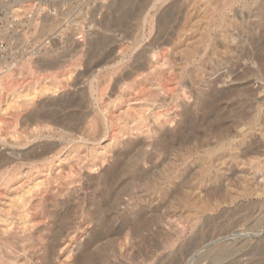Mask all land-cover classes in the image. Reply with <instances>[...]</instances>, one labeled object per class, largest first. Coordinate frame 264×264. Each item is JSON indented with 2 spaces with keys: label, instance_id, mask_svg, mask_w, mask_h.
<instances>
[{
  "label": "rangeland",
  "instance_id": "1",
  "mask_svg": "<svg viewBox=\"0 0 264 264\" xmlns=\"http://www.w3.org/2000/svg\"><path fill=\"white\" fill-rule=\"evenodd\" d=\"M0 48V264H264V0H0Z\"/></svg>",
  "mask_w": 264,
  "mask_h": 264
},
{
  "label": "bare ground",
  "instance_id": "2",
  "mask_svg": "<svg viewBox=\"0 0 264 264\" xmlns=\"http://www.w3.org/2000/svg\"><path fill=\"white\" fill-rule=\"evenodd\" d=\"M131 10V9H130ZM124 13V12H123ZM125 14V13H124ZM123 14V15H124ZM124 16H126V15H124ZM53 21V20H52ZM118 21V20H117ZM105 25V24H104ZM99 26V25H98ZM49 27V26H48ZM105 30V29H104ZM103 30V31H104ZM106 32H107V30H106ZM101 36V35H100ZM105 36V35H104ZM103 36V37H104ZM102 37V38H103ZM102 38H100L101 40H102ZM107 38V37H106ZM104 41V40H103ZM105 41H107V40H105ZM98 42V41H97ZM106 44V43H105ZM100 45H102L101 44V41H100ZM45 47V46H44ZM96 47V46H95ZM43 48V47H42ZM46 48V47H45ZM1 49V48H0ZM254 57V56H253ZM153 58V57H152ZM127 60V59H126ZM101 63H99V65H100ZM120 64V63H119ZM143 64V63H142ZM145 64V63H144ZM53 65V64H52ZM96 65V64H95ZM146 65V64H145ZM98 66V65H97ZM89 67V66H88ZM11 68V67H10ZM97 68V67H96ZM7 69V68H6ZM137 70V69H136ZM10 71V69L8 68L5 72H3V73H0V79H1V74H4V73H8ZM86 71H87V69H86ZM89 73V72H88ZM79 76V75H78ZM5 79V78H4ZM62 79V78H61ZM74 84V83H73ZM0 85H1V80H0ZM49 85V84H48ZM54 85V84H53ZM77 87V86H76ZM47 88V87H46ZM91 88V87H90ZM43 89H45V88H43ZM57 89V88H56ZM53 90V89H52ZM91 90V89H90ZM231 91V90H230ZM92 93V92H91ZM214 93V92H213ZM218 94V92L216 91L215 92V94ZM261 93V92H260ZM19 94V93H18ZM36 94V93H35ZM222 95V94H221ZM28 96V95H27ZM93 96H94V94H93ZM217 96V95H216ZM224 96V95H223ZM101 97V96H100ZM215 97V96H214ZM213 97V98H214ZM252 97V96H251ZM18 98H20V96L18 97ZM21 99V98H20ZM22 99H24V98H22ZM45 100V99H44ZM77 100V99H76ZM217 100V99H216ZM25 101V100H24ZM24 101H22V102H24ZM28 101V100H27ZM78 101V100H77ZM214 101V100H213ZM30 102V101H29ZM44 102V101H43ZM43 102H41V103H39V105L40 104H42V105H44V103ZM64 102H66V101H63V103ZM52 103V102H51ZM55 103V102H54ZM62 103V104H63ZM66 103H69V101L68 102H66ZM57 105H58V103H56ZM20 105V104H19ZM68 106L70 105L71 106V104H67ZM75 105V104H74ZM74 105H72V106H74ZM6 106V105H5ZM26 106H28V105H25V107ZM47 106H49L48 104H47ZM65 106H66V104H65ZM46 107V106H45ZM52 107V106H51ZM54 107V106H53ZM42 108V107H41ZM26 109L28 110V108L26 107ZM63 109H65V108H63ZM67 109V108H66ZM208 109V108H207ZM31 110V109H30ZM30 110H28V113H29V111ZM40 110H42V109H40ZM24 112H25V110H24ZM31 112V111H30ZM33 112V111H32ZM37 112H38V114L37 113H34V114H37V116L39 115V109L37 108ZM54 113L56 112V111H53ZM58 112H59V110H58ZM33 113H31V114H33ZM46 113V112H45ZM47 113H48V111H47ZM57 113V112H56ZM55 113V114H56ZM60 113V112H59ZM43 115H46V114H44V113H42ZM42 114H40L41 116H42ZM207 114V113H206ZM26 115V114H25ZM50 115H53L52 113L50 114ZM33 116V115H32ZM35 116V115H34ZM40 116V117H41ZM48 116V115H47ZM57 116V115H56ZM63 116V115H62ZM67 116V115H66ZM70 116V115H69ZM44 117V116H43ZM53 117V116H52ZM73 117V116H72ZM207 117V116H206ZM30 118H32L31 116H30ZM37 118V117H36ZM45 118V117H44ZM49 118H51V117H49ZM57 118V117H56ZM76 118V117H75ZM244 118V117H243ZM53 119H54V117H53ZM71 119V118H70ZM241 119V118H240ZM4 121V119H3V117L1 118V122H3ZM11 120V119H10ZM33 120V119H32ZM209 121V120H208ZM9 123V122H8ZM7 123V124H8ZM31 123H32V121H31ZM33 123H34V120H33ZM6 124V125H7ZM23 124H25V123H23ZM41 126V128L40 129H38L37 131H36V133H37V135H40L41 133H42V130H43V128H48V127H46V124H43V125H40ZM48 126V125H47ZM50 126V125H49ZM55 126L56 127H64V120H63V118L61 119V117H59V118H57L56 120H55ZM190 126V125H189ZM37 127V126H36ZM54 127V126H53ZM79 127H81V126H79ZM33 128V127H32ZM35 128V127H34ZM38 128V127H37ZM51 128V127H50ZM49 128V129H50ZM95 128V127H94ZM52 129V128H51ZM50 129V130H51ZM80 129V128H79ZM78 129V130H79ZM36 130V129H35ZM35 130H34V132H35ZM58 130V129H57ZM90 130V129H89ZM32 131V132H31ZM30 132V134H27V136L29 135V136H31V134L33 133V130H31ZM46 131V130H45ZM59 132H61V131H59ZM58 132V133H59ZM65 132V131H64ZM89 132V131H88ZM94 132H96V131H94ZM25 133V132H24ZM35 133V134H36ZM66 133V132H65ZM64 133V134H65ZM12 134V133H11ZM17 134V133H16ZM34 134V135H35ZM56 134V133H55ZM62 134V133H61ZM85 134V133H84ZM83 134V135H84ZM13 135H15V134H12V136ZM57 135H59V134H57ZM66 135H69V134H66ZM28 136V137H29ZM64 136V135H63ZM85 136V135H84ZM92 136V135H91ZM16 137V136H15ZM36 137V136H35ZM35 137H33L32 136V138H34L35 139ZM38 137V136H37ZM62 137V136H61ZM86 137V136H85ZM90 137V136H89ZM98 137V136H97ZM93 138V137H92ZM95 138V137H94ZM93 138V139H94ZM47 139V138H46ZM59 139V138H58ZM90 139V138H89ZM92 139V140H93ZM26 140V139H25ZM169 140V139H168ZM27 141V140H26ZM25 141V142H26ZM82 141V140H81ZM95 141V140H94ZM4 142H6V141H4ZM15 142V141H14ZM24 142V141H23ZM23 142L21 143V141L19 142L21 145L23 144ZM28 142V141H27ZM33 142V141H32ZM75 142V141H74ZM90 142V141H89ZM101 142V141H100ZM11 143V142H10ZM73 143V142H72ZM96 143H98V142H96ZM7 144V143H6ZM16 144V143H15ZM20 144H18V145H20ZM13 145V144H12ZM30 145H31V143H30ZM14 146V145H13ZM16 146V145H15ZM7 147V146H6ZM27 147H29V146H27ZM24 148V147H23ZM69 148V147H68ZM68 148H67V150H68ZM61 149V148H60ZM35 151V155H34V158H36L37 160L35 161V163H33L32 165V169H36V168H38L39 166H41V167H48V166H51L54 162H55V160L59 157V154L58 153H54L53 155H52V152H54L53 151V149L51 150L50 148H46V149H43V150H41L40 152H37V150H34ZM9 153H11V152H9ZM12 154H15V153H11V155ZM20 154V153H19ZM18 153L17 154H15V156L17 155V156H20ZM62 154V153H61ZM10 155V154H9ZM59 160H60V157H59ZM11 165V164H10ZM141 166V165H140ZM11 167V166H10ZM13 167V166H12ZM135 167V164L134 165H130V166H127V167H125V166H117L114 170H113V178L114 177H118V176H124V175H126V174H128L127 172H131L132 170H133V168ZM10 170V169H9ZM36 173L38 172V170L37 171H35ZM38 174V173H37ZM12 175V174H11ZM10 175V173H2V174H0V185H5V186H7V187H9V189L10 188H13L14 187V183H15V179H14V177H12ZM17 176V175H16ZM112 177H111V179H112ZM38 186V185H37ZM32 191V190H31ZM113 197H115V196H113ZM21 199V198H20ZM113 199V198H112ZM63 216V215H62ZM142 221V220H141ZM37 222V221H36ZM149 221H146V222H144L142 225H144V226H141V228L143 227H147L148 225H149ZM104 231V230H103ZM104 233V232H103ZM106 234V233H105ZM115 234V233H114ZM111 235V234H110ZM113 235V234H112ZM102 236V235H101ZM108 236H106V237H104L105 239L107 238ZM99 240V239H98ZM96 245V244H95ZM93 246V245H92ZM90 249H91V247H90ZM95 256H87L85 259H84V263H86V264H90L92 261H93V258H94Z\"/></svg>",
  "mask_w": 264,
  "mask_h": 264
}]
</instances>
